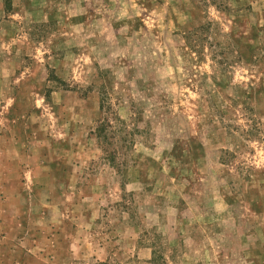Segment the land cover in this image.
Returning a JSON list of instances; mask_svg holds the SVG:
<instances>
[{"label":"rangeland","instance_id":"374dc122","mask_svg":"<svg viewBox=\"0 0 264 264\" xmlns=\"http://www.w3.org/2000/svg\"><path fill=\"white\" fill-rule=\"evenodd\" d=\"M0 264H264V0H0Z\"/></svg>","mask_w":264,"mask_h":264}]
</instances>
